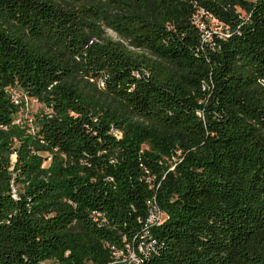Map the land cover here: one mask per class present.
I'll return each instance as SVG.
<instances>
[{
    "label": "trees",
    "instance_id": "16d2710c",
    "mask_svg": "<svg viewBox=\"0 0 264 264\" xmlns=\"http://www.w3.org/2000/svg\"><path fill=\"white\" fill-rule=\"evenodd\" d=\"M47 260L264 264V0H0V264Z\"/></svg>",
    "mask_w": 264,
    "mask_h": 264
},
{
    "label": "rangeland",
    "instance_id": "374dc122",
    "mask_svg": "<svg viewBox=\"0 0 264 264\" xmlns=\"http://www.w3.org/2000/svg\"><path fill=\"white\" fill-rule=\"evenodd\" d=\"M205 26L210 32L219 33L221 35L224 34V28L222 24H220L216 19L212 17H206L205 18ZM103 36L107 39L114 40L116 42H119L123 45V47L134 57L137 58H146L149 60H156L157 58L151 54L149 51L141 48H137L131 44V42L128 39L122 38L120 35H118L115 31L112 29L103 26ZM9 92L14 95L19 100V107L20 110L18 113L14 116V121L17 124H20L24 127H27L29 129V132H34L37 128V123L39 119L50 112V109L43 104L42 102L31 98L27 96L19 87H14L13 89H10ZM12 160H15V156H12ZM49 161L45 163V165L48 164ZM21 185L14 186V188H20ZM162 215H159L161 217ZM162 218V217H161ZM132 248L130 247L129 254H133ZM128 257H124V259H127ZM42 264H57L53 260H47L43 262Z\"/></svg>",
    "mask_w": 264,
    "mask_h": 264
},
{
    "label": "built area",
    "instance_id": "2783aa9c",
    "mask_svg": "<svg viewBox=\"0 0 264 264\" xmlns=\"http://www.w3.org/2000/svg\"><path fill=\"white\" fill-rule=\"evenodd\" d=\"M197 22H199V19H197ZM200 26H201V28L205 32V37L208 38V39L211 38L212 32H210L206 28L205 24L204 23H200ZM14 100H15V103L16 104H19V100L16 97H14ZM15 192H16V190L14 189V193ZM149 204L151 205V210H150V215H149V218H148V223L149 224H157L162 219L161 217H163L164 214L161 211L159 205L156 203L155 200L154 201H149ZM159 215H162V216L159 217ZM139 250L142 251L143 250V247L142 246H139ZM132 252H133V254H131V256L129 254V256H128L127 259H124V257L126 255H123L122 252H117V259L118 260H121L124 263L125 262H130V263L131 262H136V263H138L140 261L139 257L136 255V253L134 251H132ZM119 257H120V259H119Z\"/></svg>",
    "mask_w": 264,
    "mask_h": 264
}]
</instances>
